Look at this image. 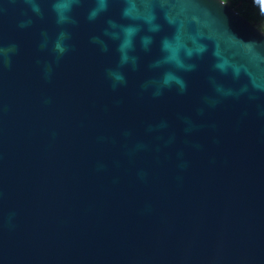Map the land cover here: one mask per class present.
Returning <instances> with one entry per match:
<instances>
[{
	"label": "water",
	"instance_id": "obj_1",
	"mask_svg": "<svg viewBox=\"0 0 264 264\" xmlns=\"http://www.w3.org/2000/svg\"><path fill=\"white\" fill-rule=\"evenodd\" d=\"M0 264H264V36L220 0H0Z\"/></svg>",
	"mask_w": 264,
	"mask_h": 264
},
{
	"label": "trees",
	"instance_id": "obj_2",
	"mask_svg": "<svg viewBox=\"0 0 264 264\" xmlns=\"http://www.w3.org/2000/svg\"><path fill=\"white\" fill-rule=\"evenodd\" d=\"M245 21L259 30L264 21V0H220Z\"/></svg>",
	"mask_w": 264,
	"mask_h": 264
},
{
	"label": "rangeland",
	"instance_id": "obj_3",
	"mask_svg": "<svg viewBox=\"0 0 264 264\" xmlns=\"http://www.w3.org/2000/svg\"><path fill=\"white\" fill-rule=\"evenodd\" d=\"M258 31L264 36V21L261 23Z\"/></svg>",
	"mask_w": 264,
	"mask_h": 264
}]
</instances>
